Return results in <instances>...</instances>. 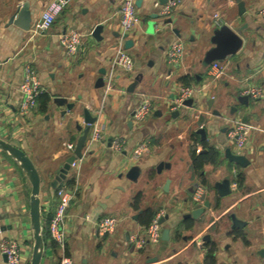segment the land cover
I'll return each mask as SVG.
<instances>
[{
  "label": "crops",
  "instance_id": "crops-1",
  "mask_svg": "<svg viewBox=\"0 0 264 264\" xmlns=\"http://www.w3.org/2000/svg\"><path fill=\"white\" fill-rule=\"evenodd\" d=\"M51 1L0 0V137L23 149L41 175L46 230L41 264H57L63 256L75 264H264V96L241 93L246 80L264 87V16L258 13L264 0H181L168 15H161V6L169 0H136L141 19L128 33L120 23L122 0H72L47 31L35 33ZM20 6L33 15L29 30L9 22ZM223 25L237 32L243 45L219 60L228 64L227 72L211 82L206 57ZM72 29L84 35L76 54L59 40ZM175 42L183 44L184 57L172 64L167 50ZM123 47L135 59L131 72L114 64ZM27 65L46 89L24 116L20 84ZM183 85L198 88L197 95L173 110L169 99ZM146 96L153 111L138 122L134 114ZM87 114L107 142L91 144ZM235 120L255 127L245 150L228 136ZM85 133L77 177L69 171L54 185L73 154L67 144ZM115 137L124 139V150L111 146ZM143 140H149V151L135 159L132 151ZM195 142L203 147L199 153ZM233 154L244 155L247 165L233 161ZM225 180L231 191L221 195L218 186ZM61 183L76 188L63 249L49 230ZM198 187L205 191L201 204L192 202ZM31 191L17 161L0 149V244L16 240L21 264H29L33 253ZM206 202L194 217L193 210ZM161 211L166 221L160 242L136 247L131 239L143 236ZM105 216L120 222L113 234L100 236L97 224ZM165 228L169 239L163 238ZM211 248L214 263L207 260ZM0 264H8L1 251Z\"/></svg>",
  "mask_w": 264,
  "mask_h": 264
},
{
  "label": "built area",
  "instance_id": "built-area-1",
  "mask_svg": "<svg viewBox=\"0 0 264 264\" xmlns=\"http://www.w3.org/2000/svg\"><path fill=\"white\" fill-rule=\"evenodd\" d=\"M72 0H52L45 10L43 11L40 20L34 26L35 33H42L47 31L54 23L57 16L71 3ZM181 2V0H169L164 6H161V15H168L172 10ZM258 13L264 16V7L261 8ZM216 21H219V14H215ZM140 16L138 14L136 0H122L120 8V23L124 30V33L132 31L140 22ZM82 35L79 31L70 30L61 33L60 43L69 54H76L81 43ZM114 59V64L117 69L124 72H131L135 68L134 57L123 47L117 52ZM184 55V47L181 42H175L171 44L167 50V57L170 63H178ZM3 65V61L0 60V68ZM228 69V64L224 61H214L210 63L208 68L209 80L211 82L218 81L223 77ZM1 70V69H0ZM20 90L22 92V98L19 104V112L21 115L30 114L36 107L39 96L44 92L46 88L43 87L37 70L31 65H27L24 69L23 81L20 84ZM114 88L113 83L109 82L107 90L111 91ZM198 88L195 86H181L174 97L169 99L171 103V109L177 110L184 106V103L197 95ZM241 93L245 94L253 99L264 96V87L262 85L254 84L246 80L242 84ZM153 111L152 99L146 96L141 104L135 111L134 118L138 122L144 121V119ZM85 121V119H84ZM91 125V144L97 142H107V139L102 133V127L99 123H87ZM254 126L248 122L242 120H235L230 126L228 136L231 138L236 147L240 150H245L247 147L251 134L254 130ZM76 143L71 142L67 144V149L72 153L76 148ZM111 146L117 150L122 151L125 149V141L123 138L115 137L111 140ZM196 151L199 153L203 147L199 142H195ZM149 151V140H143L132 151V157L135 159L141 158L146 152ZM83 157H76L71 162L70 172L72 178H76L78 175L79 163ZM76 188L70 187L67 183L59 184L55 189V196L58 199L56 210L54 215L49 221V230L51 239L60 246L65 248L67 243V231L65 227V219L68 214V210L71 204L72 198L75 196ZM204 189L198 187L192 196V202L195 204H201L204 200ZM165 213L161 211L157 213L149 225L146 227L145 234L143 236H135L132 238V242L136 247L141 248L150 244H157L162 237V223L161 218ZM119 218L114 216L102 217L97 224V229L100 236H106L113 234L118 225ZM0 251L6 255L8 264H21V250L19 243L14 239H3L0 244ZM57 264H75L71 256H63Z\"/></svg>",
  "mask_w": 264,
  "mask_h": 264
},
{
  "label": "water",
  "instance_id": "water-1",
  "mask_svg": "<svg viewBox=\"0 0 264 264\" xmlns=\"http://www.w3.org/2000/svg\"><path fill=\"white\" fill-rule=\"evenodd\" d=\"M31 12L27 10L26 6L19 7L10 17V23H15L19 25L23 30H29L32 24ZM214 42L216 46L208 53L206 61L210 64L217 60H225L228 55L236 53L243 45V38L235 31H233L229 26L223 25L220 27L214 36ZM127 48V47H126ZM125 48V49H126ZM102 80V79H101ZM247 97H244V101L247 100ZM192 102L191 99L187 100L184 104L190 105ZM86 123H93L94 119L90 114H87L84 118ZM204 133V131H201ZM87 139V133L83 134L77 140V145L74 150V153L67 159L66 163L61 167L60 173L56 176V181L54 185H57L58 181H63L66 179V175L70 170L71 162L76 157H82L83 148L85 146ZM0 149L7 152L22 168L26 176L32 185L31 199H30V218H31V227L33 232V253L31 261L29 264H41L45 252V241L43 237V223H42V206L40 192H41V175L37 169L32 158L20 147L12 144L11 142L2 139L0 137ZM231 159L236 163H239L243 166H246L248 163L247 158L244 155H231ZM219 192L221 195L230 193V183L228 180L223 181L219 184ZM209 202H206L204 206L198 207L193 210L192 215L194 217H199L204 211L205 207L209 206ZM161 223L166 221L165 217L160 219ZM235 225H240L241 222L233 216ZM170 229L165 228L163 231V238L169 239ZM6 257V255H5ZM7 258V257H6Z\"/></svg>",
  "mask_w": 264,
  "mask_h": 264
},
{
  "label": "trees",
  "instance_id": "trees-1",
  "mask_svg": "<svg viewBox=\"0 0 264 264\" xmlns=\"http://www.w3.org/2000/svg\"><path fill=\"white\" fill-rule=\"evenodd\" d=\"M195 151H196V149H195ZM201 154V153H200ZM195 158H198V156H195ZM157 213H155L154 215H153V217L156 215ZM42 216H43V214H42ZM42 219H44V216L42 217ZM153 219V218H152ZM44 230H43V236L45 237L46 236V230H45V227L43 228ZM207 260H211L213 263H214V261H215V257H214V250L211 248L209 251H208V255H207Z\"/></svg>",
  "mask_w": 264,
  "mask_h": 264
}]
</instances>
